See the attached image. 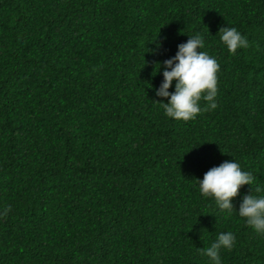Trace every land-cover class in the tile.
Returning a JSON list of instances; mask_svg holds the SVG:
<instances>
[{
  "label": "trees",
  "instance_id": "obj_1",
  "mask_svg": "<svg viewBox=\"0 0 264 264\" xmlns=\"http://www.w3.org/2000/svg\"><path fill=\"white\" fill-rule=\"evenodd\" d=\"M196 33L218 106L176 120L156 64ZM234 159L255 180L238 210L264 187V0H0V264H211L228 231L223 264H264V235L199 192Z\"/></svg>",
  "mask_w": 264,
  "mask_h": 264
},
{
  "label": "clouds",
  "instance_id": "obj_2",
  "mask_svg": "<svg viewBox=\"0 0 264 264\" xmlns=\"http://www.w3.org/2000/svg\"><path fill=\"white\" fill-rule=\"evenodd\" d=\"M189 35L187 42L179 44L174 56L156 64V68L159 65L157 73L163 67V81L158 88H155L156 96L167 99L162 107L168 117L184 121L197 117L202 110L201 100L207 102L209 109L218 106L217 74L220 63L216 57L203 51L206 47L203 35L200 33ZM218 35L221 43L233 55L238 54L239 49L250 47L248 38L236 27H221ZM162 46L163 41H159L157 49ZM174 81V91H169L173 88ZM197 180L201 195L213 198L221 212L231 216L235 209L240 217L246 218L247 225L258 235H264V187L254 188L258 195L253 193L245 195L238 210L233 203V198L237 197L242 186L254 185L255 180L251 172L243 170L234 159L212 167L204 174L203 179L197 178ZM9 211L10 206L5 207L0 211V216H6ZM235 241L236 236L233 232H221L210 246L199 251L211 264H223L222 250H231Z\"/></svg>",
  "mask_w": 264,
  "mask_h": 264
}]
</instances>
